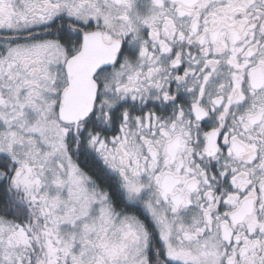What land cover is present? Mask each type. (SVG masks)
<instances>
[{
    "label": "snow or ice",
    "instance_id": "snow-or-ice-1",
    "mask_svg": "<svg viewBox=\"0 0 264 264\" xmlns=\"http://www.w3.org/2000/svg\"><path fill=\"white\" fill-rule=\"evenodd\" d=\"M0 264H264V0H0Z\"/></svg>",
    "mask_w": 264,
    "mask_h": 264
}]
</instances>
